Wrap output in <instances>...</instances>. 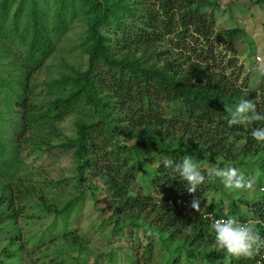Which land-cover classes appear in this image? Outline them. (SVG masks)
I'll use <instances>...</instances> for the list:
<instances>
[{
	"label": "trees",
	"instance_id": "trees-1",
	"mask_svg": "<svg viewBox=\"0 0 264 264\" xmlns=\"http://www.w3.org/2000/svg\"><path fill=\"white\" fill-rule=\"evenodd\" d=\"M58 1L51 24L38 12L35 0H21L10 18L7 13L11 3L0 0V39L15 57V65L0 73V104L8 111L13 106L20 107L15 131L21 133L34 124L39 128L51 127L72 114L89 117L91 122L77 118L75 136L59 146L72 154L77 184L86 178L97 181L104 199L96 202L105 203L116 215L128 214L133 227H137L132 222L136 219L133 215H153L155 224H160V232L164 228L171 230L168 238L186 236L182 244L187 240L189 246L193 242L214 241L211 220L228 218L223 214L222 203L211 202L200 212L193 210L197 219L184 214L176 203L179 196L199 198L210 185L207 177L196 193L189 194L185 182L166 169L162 161H180L184 156L175 139L179 132L195 147L221 154L225 160L263 153L257 165L259 175L264 177V147L259 148L260 141L251 135L254 129H264V120L229 127L231 112L225 110V105L234 108L241 99H248L264 115V74L258 91L248 90L247 79L244 77L239 83V67L226 53L227 46L233 45L241 31L231 29L217 35L213 15L193 8L195 0H153L156 7L146 10L129 0ZM25 2L29 3L26 25L19 29ZM255 2L264 4V0ZM75 4L80 8L88 6L89 13L96 14L85 41L90 47L87 70L50 82L46 89L48 99L36 109L27 97L30 74L50 56L55 40L64 31L66 16L75 14ZM102 29L111 30L113 38L102 35ZM161 44L167 48L160 50ZM139 52L141 59L135 58ZM149 52L152 63L149 56L146 58ZM161 62L163 65L158 67ZM121 123L123 127L118 128ZM135 128L149 130L147 141L131 145L120 141L123 130ZM161 132L162 138L153 137ZM5 133L4 139L0 137V168L13 172L18 167V148L11 143V130L7 128ZM241 140L243 144L236 146ZM251 174L252 171H245L244 176L250 179ZM138 182L141 193L133 196ZM260 186L264 190V182ZM83 201L82 193L60 209L43 201L70 245L76 244V238L72 235L75 231L67 230L68 224ZM241 202L246 203L248 216L236 200L229 202L228 214L241 222L253 220L264 238V193L258 200ZM14 218L12 212L0 207V231L4 230V236H0V264H18L23 259ZM117 226L118 222L116 229ZM181 247L177 245L178 251ZM197 254L207 264H229L223 251ZM186 255L190 258L193 253L187 250ZM107 256L110 263L114 262L111 254ZM166 264L177 263L172 260ZM230 264H264V248L252 258L232 259Z\"/></svg>",
	"mask_w": 264,
	"mask_h": 264
},
{
	"label": "rangeland",
	"instance_id": "rangeland-1",
	"mask_svg": "<svg viewBox=\"0 0 264 264\" xmlns=\"http://www.w3.org/2000/svg\"><path fill=\"white\" fill-rule=\"evenodd\" d=\"M8 1L11 3L7 13L10 18L21 0ZM129 1L134 4L137 2L138 7H142L143 10L153 9L157 5L153 0ZM58 2V0H35L38 12L43 14L49 23L53 20ZM28 4L25 2L22 5L19 29L26 25ZM75 5V14L66 16L64 31L55 40L50 56L42 67L30 74V89L27 97L36 109L48 99L46 89L50 82L64 75L73 76L75 72L87 70L90 47L85 41L90 22L96 18V14L89 13L91 10L88 6L80 8L78 4ZM193 8L213 15L214 30L217 35H222L231 29L241 31L233 45L227 46L226 53L229 57H233L239 67L241 72L239 83H242L245 77L247 89L258 91L264 70V4L256 3L255 0H195ZM101 34L113 38L111 30L102 29ZM4 44L5 42L0 39L1 74L15 65V57L7 51V46ZM166 48L165 44L159 46L160 50ZM117 53V50H114L116 57ZM150 55L151 52L147 53L146 58L149 56V63H152ZM141 57L142 52L135 56L137 59ZM162 65L163 62L159 63L158 67ZM2 96L0 94V99ZM20 115V107L13 106V110L8 111L0 104V119L3 121V126H0L1 140L6 137L5 132L9 128L13 135L11 143L18 148V167L13 172H5L0 168V207L5 212L9 211L15 215L14 224L20 235L18 243L23 249V259L18 264H166L172 260L177 264H207L197 252L223 251L210 240L204 243L193 242L189 246V240L182 244L186 236L174 235L168 238L171 230L164 228L160 232V224H155L153 215H133L136 219L132 222L137 226L133 227L128 214L116 215L105 203L96 202V199L99 201L104 199L97 181L86 178L84 182L77 184L72 154L70 150L61 149L59 146L66 144L75 136L74 123L77 118L91 122L89 117L72 114L57 124L52 123L51 127L39 128L37 124L32 127L28 125L19 133L14 128L15 122L20 121ZM123 125L121 123L117 127L121 128ZM176 134H178L175 137L176 143H180L184 155H191L196 159L206 177L207 172L214 167L231 166L243 175L245 171H252L250 176V179L254 180L252 189H229L224 186L220 178L213 176L207 177L210 185L205 187V192L198 198L201 210H205L211 202L214 204L221 202L223 214L228 217L232 216L228 214V204L231 200H236L240 204L242 213L248 216L246 203L241 201L258 200L264 193L260 186L264 182V177L259 175L257 165L263 153L225 160L223 155L202 151L187 137L179 132ZM16 135L19 136L18 140ZM148 135L149 130L144 128L123 130L120 141L125 145H131L139 141H147ZM163 136L164 132H161L153 137ZM163 141L167 142L164 139ZM243 142V140L237 142L236 146H241ZM258 147H264V142L260 141ZM140 186L138 182L134 188L135 192L132 193L133 196L138 192L141 193ZM145 191L146 189H143L142 193ZM80 193L84 196L83 204L79 212H73L67 228L69 231H75L72 234L76 238L75 246L70 245L68 237L59 229L55 215L47 211L43 201L54 209H60L64 203L78 197ZM192 200L193 198L179 196L176 202L177 208L197 219L190 207ZM116 222L118 229L115 227ZM249 222L255 223L253 220ZM1 235L4 236V230L0 231ZM1 245L0 241V247ZM177 245L182 246L180 251ZM187 250L192 251L193 257H187ZM108 254L112 255L114 262H109Z\"/></svg>",
	"mask_w": 264,
	"mask_h": 264
},
{
	"label": "clouds",
	"instance_id": "clouds-1",
	"mask_svg": "<svg viewBox=\"0 0 264 264\" xmlns=\"http://www.w3.org/2000/svg\"><path fill=\"white\" fill-rule=\"evenodd\" d=\"M264 74V70H262ZM225 110L231 112L228 120L229 127L240 125L247 121L264 120V115L257 112L253 100L241 99L234 108L225 105ZM252 137L264 141V129L257 128L251 133ZM159 163V161L157 162ZM163 166L176 174L181 181L185 182L187 192L194 194L200 185L206 181V176L201 170L200 164L191 155H184L180 161L164 158ZM220 178L226 188L234 190H250L253 188L254 180L245 179V176L236 168L226 166L224 168L214 167L207 172V177ZM190 207L196 212L201 211L200 200L193 198ZM210 229L215 233V245L226 253V260L241 258H252L264 248V238L256 230L252 222H241L235 216L228 218H213ZM187 231H191V225Z\"/></svg>",
	"mask_w": 264,
	"mask_h": 264
},
{
	"label": "built area",
	"instance_id": "built-area-1",
	"mask_svg": "<svg viewBox=\"0 0 264 264\" xmlns=\"http://www.w3.org/2000/svg\"><path fill=\"white\" fill-rule=\"evenodd\" d=\"M208 217H209L210 219H212V216H211V215H209ZM211 221H212V220H211Z\"/></svg>",
	"mask_w": 264,
	"mask_h": 264
}]
</instances>
